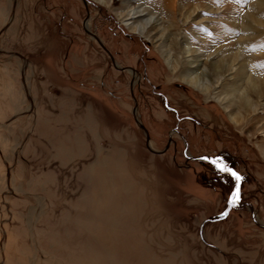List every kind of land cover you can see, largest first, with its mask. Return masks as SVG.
<instances>
[{
  "label": "rangeland",
  "instance_id": "374dc122",
  "mask_svg": "<svg viewBox=\"0 0 264 264\" xmlns=\"http://www.w3.org/2000/svg\"><path fill=\"white\" fill-rule=\"evenodd\" d=\"M250 205L264 0H0V264H264Z\"/></svg>",
  "mask_w": 264,
  "mask_h": 264
},
{
  "label": "water",
  "instance_id": "95a60500",
  "mask_svg": "<svg viewBox=\"0 0 264 264\" xmlns=\"http://www.w3.org/2000/svg\"><path fill=\"white\" fill-rule=\"evenodd\" d=\"M82 1H83V2H86V0H82ZM6 29H7V27H5V29L2 30L1 34H2ZM88 33H89L90 35H92L93 37H95L96 39H98L95 35H93L92 33H90V31H88ZM102 46H103V45H102ZM136 111H137V109H135V111H134V115H135ZM137 123H138V120H137ZM140 127H141V129L146 133L148 149H149L150 151L154 152V151L151 149V147H150V136H149L148 130H147L146 127H145L144 125H142V124L140 125ZM195 160H204V161H208V162L212 163L214 166H216L217 168L220 169V167H218L217 164L213 163V161H215L214 159H211V158H208V157H199V158H195ZM223 166H226V165H223ZM226 167H227L228 169H230L231 172H235V173L240 177L239 181H237V180L235 179V177H233V176L231 175V172L225 171V172H227V173L231 176V178H232L233 181H234V191H233L231 197H233V195L238 191L239 195H238V199H236V200H237V201H242V198L240 197V188H241L242 178H241L240 174H238L233 168H231V167H229V166H226ZM230 204H231V205H230L231 208H235V207H236V205L234 204L232 198L230 199ZM250 213H251V216H252V219H253L254 223H255L258 227H260V228H264V226L260 225V224L258 223V221L256 220L255 210H254V208L252 207V205H250Z\"/></svg>",
  "mask_w": 264,
  "mask_h": 264
},
{
  "label": "flooded vegetation",
  "instance_id": "af4514ba",
  "mask_svg": "<svg viewBox=\"0 0 264 264\" xmlns=\"http://www.w3.org/2000/svg\"><path fill=\"white\" fill-rule=\"evenodd\" d=\"M143 63H145L144 61H143ZM146 64V63H145ZM144 71H145V69H144ZM135 78H137V77H135ZM144 78H146L147 79V74L144 72ZM157 93L156 92H154V95H156ZM158 96L160 97V99H162L161 101L164 103V105H165V107H167L168 106V102H167V100H164L165 99V95L163 94V93H158ZM169 111H171V112H173L176 116H178V111L176 110V109H173V108H169ZM176 129V131L179 133V128L178 127H176L175 128ZM182 140H183V142H184V154H186L187 153V151L188 150H190V143L188 142V140L184 137V136H182ZM177 147H178V145H177ZM177 149V148H176ZM202 157H205V156H202ZM219 158H220V160H221V155L219 156ZM215 161H217V159L215 160ZM200 162H204V163H208V164H210L211 166H213V167H215L216 168V166H214L212 163H210V162H208V161H204V160H200ZM217 162H219L220 164H222V165H226V164H223L222 162H220V161H217Z\"/></svg>",
  "mask_w": 264,
  "mask_h": 264
},
{
  "label": "snow or ice",
  "instance_id": "6c2138e0",
  "mask_svg": "<svg viewBox=\"0 0 264 264\" xmlns=\"http://www.w3.org/2000/svg\"><path fill=\"white\" fill-rule=\"evenodd\" d=\"M213 163L217 164V166L220 167V170H221V171H228V172H231L230 169H228L226 166H223V165L220 164L219 162H217V161H213ZM231 175H232L233 177H235V179H236L237 181H239L240 177H239L235 172H231ZM238 195H239V193H238V191H237V192L233 195V202H235V200L238 199Z\"/></svg>",
  "mask_w": 264,
  "mask_h": 264
},
{
  "label": "bare ground",
  "instance_id": "6f19581e",
  "mask_svg": "<svg viewBox=\"0 0 264 264\" xmlns=\"http://www.w3.org/2000/svg\"><path fill=\"white\" fill-rule=\"evenodd\" d=\"M145 12H146V10H145ZM146 14H147V12L144 13V14H138L137 16H135V18H137V17H141V16L146 15ZM128 25H130V24H128Z\"/></svg>",
  "mask_w": 264,
  "mask_h": 264
}]
</instances>
